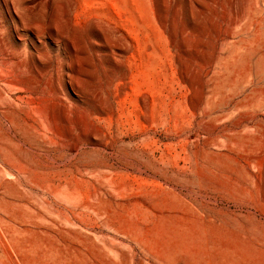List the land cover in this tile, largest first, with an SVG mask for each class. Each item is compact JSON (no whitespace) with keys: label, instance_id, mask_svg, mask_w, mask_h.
<instances>
[{"label":"rangeland","instance_id":"obj_1","mask_svg":"<svg viewBox=\"0 0 264 264\" xmlns=\"http://www.w3.org/2000/svg\"><path fill=\"white\" fill-rule=\"evenodd\" d=\"M0 264H264V0H0Z\"/></svg>","mask_w":264,"mask_h":264}]
</instances>
